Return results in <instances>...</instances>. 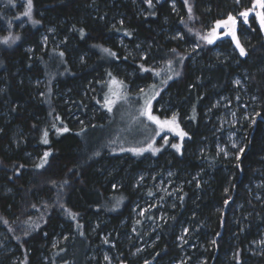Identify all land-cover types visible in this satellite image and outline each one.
<instances>
[{
    "label": "trees",
    "instance_id": "trees-1",
    "mask_svg": "<svg viewBox=\"0 0 264 264\" xmlns=\"http://www.w3.org/2000/svg\"><path fill=\"white\" fill-rule=\"evenodd\" d=\"M249 5L32 0L29 19L27 0H0V264H104L103 253L123 264H173L182 229L193 261L264 264V30L253 18L240 23L244 57L203 38ZM236 79L255 98L254 117L237 120L243 151L227 159L206 112L234 101ZM117 94L131 103L151 95V114L175 117L186 135L156 139L159 151L139 155L117 135L101 139ZM158 169L181 190L162 220L153 208L132 222L140 191H154L135 188L137 175ZM149 223L154 232L144 231ZM138 238L151 245L132 259L127 245Z\"/></svg>",
    "mask_w": 264,
    "mask_h": 264
},
{
    "label": "rangeland",
    "instance_id": "rangeland-1",
    "mask_svg": "<svg viewBox=\"0 0 264 264\" xmlns=\"http://www.w3.org/2000/svg\"><path fill=\"white\" fill-rule=\"evenodd\" d=\"M250 2L249 8L245 10L252 9V11L249 13L248 21H250L251 18H253L258 24V19L256 17V13L263 12V9L255 8L253 9V5L255 3V0H244V2ZM244 10V11H245ZM243 12V11H242ZM236 18V26H235V33L237 36V39L239 41L238 35H237V29L240 26V23H244V18L240 15L233 16ZM229 16L225 17L224 19L220 20H227ZM217 22L210 24L208 34L215 31L217 34V38L214 39L213 43H226L230 42L231 49L233 51H236L240 56V50L236 47V42L232 39L231 35H226V32L233 31L231 26L225 28V27H219L217 28ZM264 35V32H263ZM211 39V37H209ZM46 41V40H44ZM240 43V41H239ZM241 45V44H240ZM242 47V46H241ZM245 55L241 56L244 57ZM113 85L114 89L117 90L118 85L113 82L111 86ZM234 85H237L240 87L239 93L241 92L242 95H239V93L234 95V101L229 102L227 98H221L220 100H217L214 102L213 108H216L218 110V113L216 116H209L210 112L207 111L206 115L208 116L206 118V122L211 118V135L214 138V148L216 149V152L218 155H222L227 159L232 158H238L241 154V149L243 147L242 140L237 134V120L244 121L248 123L251 122V117H254V103L255 98L250 97L247 94L246 88L243 85L242 82H240L239 79L234 80ZM107 91L109 89V86L106 88ZM109 93L112 92L108 91ZM115 93V92H113ZM117 99H119L117 102L118 104L113 106L111 109V113L109 116L108 124L100 127L97 131H100L102 133L101 139H105L107 141L108 139L112 138L114 135L118 136L117 144L119 143H131L135 144L136 146L140 147H130L129 149L132 150V152L136 154H144L146 152H153V149H157L155 146V140L159 139L158 141L160 144H164L166 141L177 142V139L174 137H177L181 140V137L176 135L175 132L170 131L168 127L161 128L159 125L154 123L151 120L144 119L140 116L141 111L143 113L146 110L147 104L150 102L151 95H142L139 97L133 98V101L131 103V99L127 97H121L116 95ZM164 109V105L161 106V109ZM70 110V108H69ZM144 117L147 118L146 115L143 114ZM172 118H166L162 119L160 121L164 120H171ZM249 122V124H250ZM179 130V129H178ZM180 131V130H179ZM114 134V135H113ZM155 136V137H154ZM173 136V137H171ZM152 139V140H151ZM150 140V141H149ZM149 141V142H148ZM144 149L142 152H136L133 150H139ZM199 177H201L200 173H198L196 176H194V181L198 180ZM148 181V182H146ZM135 184V188L137 187H153V195L151 198H147L145 193V188L142 189L139 193V200H137L133 206V214H132V222L138 221V219L142 216V214L147 211L148 209H161L160 212L157 214V222L163 219L164 213L163 210L170 205H172V202L174 201L175 197L177 196V193L181 190V182L174 180L173 175L169 171H162V170H153L151 172H145L140 173L137 175V179ZM168 205V206H167ZM154 224L149 223L145 227V232H154ZM133 229V228H132ZM137 233L136 230H133V235ZM187 232L186 229H182L180 233L178 234L177 239V247L180 250L179 257L177 259L176 263L173 264H191L192 263V256L188 254V250H192V246H189L187 241ZM131 237L127 236V241H129ZM132 239V238H131ZM2 239H0V248H2ZM262 244V241H260ZM151 243L148 244L147 240H144L142 238H138L135 242V245H127V249L132 252L131 256L132 259L137 258L141 256L149 247L150 248ZM103 261L104 264H123L119 263L118 259L119 257L116 254H109V253H103ZM151 261L144 262L143 264H150ZM193 264H202V260L199 261H193Z\"/></svg>",
    "mask_w": 264,
    "mask_h": 264
},
{
    "label": "snow or ice",
    "instance_id": "snow-or-ice-1",
    "mask_svg": "<svg viewBox=\"0 0 264 264\" xmlns=\"http://www.w3.org/2000/svg\"><path fill=\"white\" fill-rule=\"evenodd\" d=\"M148 2L151 3V0H148ZM237 2H239V0H237ZM9 3H11V0H9ZM257 7L260 8V9H264V0H255V3L253 5V9H255ZM251 11H252V9H249V10H245V11L239 13V15L244 18V23L248 22V16H249V13ZM31 13H32V0H27V7H26V10L24 11L23 15L28 17L29 19H31ZM256 17H257L258 22L260 24L261 30H264V12L256 13ZM32 23L36 24V23H38V21L33 20ZM236 23H237L236 18H234L231 15H229L227 20L217 21V25L216 26H217V28H219V27L227 28V27L231 26L233 31L226 32L225 34L226 35H231L232 39L236 42V47L239 48V50H240L241 56H243V55H245V50H244L243 47H241V45H240V43H239V41L237 39L236 33L234 31ZM208 36L211 37V39H209L208 37H203V38L207 39V42L210 43V44L213 43L214 39L217 38V34H216L215 31L209 33ZM8 39H11V37L5 38L4 43H7ZM16 39H19V37H16ZM105 51H108V50H105ZM150 108H151V105L149 103L146 106L145 112L143 113L144 115L147 116V118L149 120L153 121L154 123L159 125L161 128L168 127V129L170 131L175 132L176 135L180 136L181 138H183L184 135H186L182 131L178 130L179 129V125L176 124V118L175 117H173L171 120L160 121L157 117H155V116H153L151 114ZM109 111H111V108H109ZM64 131H68V130L65 128ZM45 136H47V133H45ZM44 143H47L46 139L44 140ZM172 147L176 148L179 151V145L174 144V145H172ZM134 151L142 152V151H144V149H139V150H134ZM156 151H159V149H153V152H156ZM241 151H243V149H241ZM47 155L48 154L45 153V157H47Z\"/></svg>",
    "mask_w": 264,
    "mask_h": 264
},
{
    "label": "water",
    "instance_id": "water-1",
    "mask_svg": "<svg viewBox=\"0 0 264 264\" xmlns=\"http://www.w3.org/2000/svg\"><path fill=\"white\" fill-rule=\"evenodd\" d=\"M259 27H260V24H259Z\"/></svg>",
    "mask_w": 264,
    "mask_h": 264
}]
</instances>
